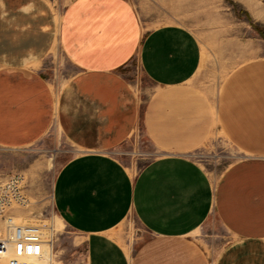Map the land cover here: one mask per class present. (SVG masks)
I'll return each mask as SVG.
<instances>
[{
  "label": "crops",
  "instance_id": "obj_1",
  "mask_svg": "<svg viewBox=\"0 0 264 264\" xmlns=\"http://www.w3.org/2000/svg\"><path fill=\"white\" fill-rule=\"evenodd\" d=\"M60 17L46 0H0V146L55 127L85 148L53 188L58 219L84 239L82 264H264V57L213 95L189 86L202 47L188 26L143 31L131 0H70ZM58 51L75 68L63 85L43 74ZM133 57L155 86L143 103L122 72ZM138 126L161 154L131 172L110 149ZM215 129L244 152L216 181L191 156ZM129 214L149 233L134 252L113 234ZM211 217L228 234L217 250L196 233Z\"/></svg>",
  "mask_w": 264,
  "mask_h": 264
},
{
  "label": "rangeland",
  "instance_id": "obj_2",
  "mask_svg": "<svg viewBox=\"0 0 264 264\" xmlns=\"http://www.w3.org/2000/svg\"><path fill=\"white\" fill-rule=\"evenodd\" d=\"M59 18L70 0H46ZM147 31L165 23H179L191 28L202 47V63L189 86L215 94L234 67L251 58L264 57V0H131ZM75 71L62 51L48 55L43 74L54 84H66ZM132 90L141 103L154 92L155 86L143 73L137 57L122 69ZM45 137L20 148L0 146V183L14 173L23 176L22 191L26 202L10 209L20 224L41 225L51 235L56 264H82L84 239L67 228L57 217L53 205V188L57 173L64 163L85 148L66 137L60 129L52 128ZM111 153L131 172H137L148 161L161 154L147 139L142 127L119 144ZM219 130L191 152V156L216 181L223 172L243 156ZM0 220V230L3 227ZM212 230H199L203 243L219 249L228 239L225 230L214 217L203 225ZM114 236L133 252L149 237L141 222L129 214L113 229ZM7 258L0 264H6ZM54 264V263H53Z\"/></svg>",
  "mask_w": 264,
  "mask_h": 264
},
{
  "label": "built area",
  "instance_id": "obj_3",
  "mask_svg": "<svg viewBox=\"0 0 264 264\" xmlns=\"http://www.w3.org/2000/svg\"><path fill=\"white\" fill-rule=\"evenodd\" d=\"M23 176L14 173L0 183V255L6 264H44L46 254L44 230L37 224H20L10 214L15 205L26 202L22 191ZM51 243V242H50Z\"/></svg>",
  "mask_w": 264,
  "mask_h": 264
},
{
  "label": "bare ground",
  "instance_id": "obj_4",
  "mask_svg": "<svg viewBox=\"0 0 264 264\" xmlns=\"http://www.w3.org/2000/svg\"><path fill=\"white\" fill-rule=\"evenodd\" d=\"M44 236L45 238H47V240L49 241V244L45 243V250H46V254H45V258H44V264H51V256H50V249L49 251L47 250V246L50 247L51 246V235H49L48 231H44ZM0 259L3 260L5 259L4 256L0 255Z\"/></svg>",
  "mask_w": 264,
  "mask_h": 264
}]
</instances>
